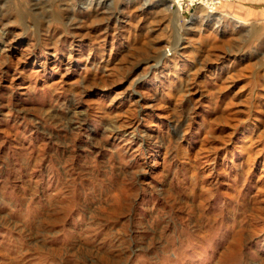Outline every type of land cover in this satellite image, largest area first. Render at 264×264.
<instances>
[{
	"label": "rangeland",
	"instance_id": "1",
	"mask_svg": "<svg viewBox=\"0 0 264 264\" xmlns=\"http://www.w3.org/2000/svg\"><path fill=\"white\" fill-rule=\"evenodd\" d=\"M156 1L0 0V264H264V0Z\"/></svg>",
	"mask_w": 264,
	"mask_h": 264
},
{
	"label": "bare ground",
	"instance_id": "2",
	"mask_svg": "<svg viewBox=\"0 0 264 264\" xmlns=\"http://www.w3.org/2000/svg\"><path fill=\"white\" fill-rule=\"evenodd\" d=\"M159 3H158V2ZM156 2H157V5H158V8H157V11L158 12H163V11H166L167 10V8H162L163 7V3H164V1L165 0H157ZM172 1V0H171ZM174 1V0H173ZM178 0H176V2H177ZM58 2H59V0H52V4L54 5V6H58L59 4H58ZM90 4L93 6V4H94V2L92 1V2H90ZM102 4V0H99V2H98V5H101ZM161 5H162V7H161ZM170 6V5H169ZM169 6H168V8H169ZM176 13H179L178 12V10L177 11H175ZM165 13V12H164ZM62 17V16H61ZM60 17V19H59V21H61V22H63V23H65V20L64 19H62ZM58 21V20H57ZM179 46V45H178ZM178 46H173V54H176L177 52H178V50H177V47ZM168 53V52H167ZM167 53L166 52H161V53H158L157 55H155L154 56V60H156L157 61V63H159V61L163 58V57H165V56H167ZM163 60V59H162ZM262 74H264V73H262ZM257 76H261V74L260 73H257ZM262 77V76H261ZM263 78H264V75H263ZM258 79H261V78H258ZM177 123V122H176ZM179 123L180 122H178V124H175V126H174V130H175V133H179L180 132V125H179Z\"/></svg>",
	"mask_w": 264,
	"mask_h": 264
},
{
	"label": "built area",
	"instance_id": "3",
	"mask_svg": "<svg viewBox=\"0 0 264 264\" xmlns=\"http://www.w3.org/2000/svg\"><path fill=\"white\" fill-rule=\"evenodd\" d=\"M180 4L184 3V4H189V5H195V4H199L202 3L205 0H180Z\"/></svg>",
	"mask_w": 264,
	"mask_h": 264
}]
</instances>
